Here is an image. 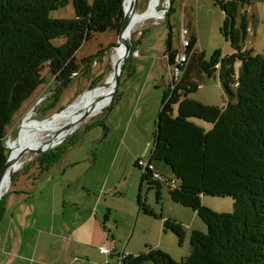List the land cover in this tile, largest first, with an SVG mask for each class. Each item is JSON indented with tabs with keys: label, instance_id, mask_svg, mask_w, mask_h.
<instances>
[{
	"label": "trees",
	"instance_id": "trees-1",
	"mask_svg": "<svg viewBox=\"0 0 264 264\" xmlns=\"http://www.w3.org/2000/svg\"><path fill=\"white\" fill-rule=\"evenodd\" d=\"M249 2H214L223 13L219 32L231 44L233 54L221 57L215 52L205 61L203 53L196 50L194 35L185 50L189 56L185 73L195 68L204 77L217 80L227 99L225 106L190 99L198 84L184 73L173 90L167 88L162 94L146 165H135L141 171L137 213L161 219L163 232L170 231L181 242L184 234L180 223L155 215L141 199V191L146 189L154 192L158 202L165 185L169 199L190 209L205 225L206 232L192 231L189 256L178 262L160 249L148 247L137 255H118V264H264V57L243 50L248 29L244 7ZM69 3L73 19L51 17L52 12ZM122 4L123 0H93L91 4L87 0H0V173L7 156V128L22 104L43 83L42 68H48L55 84L51 102L39 108L45 117L72 76L79 72V66L88 75L97 62L86 58L75 63L76 51L96 33L120 32ZM169 5L164 20L172 12V0ZM168 29L165 56L170 67L178 53L172 49L170 25ZM60 38L64 43L54 45L53 41ZM129 50L130 55L135 51L133 40ZM104 53L100 51L97 57ZM125 69L126 63L122 74ZM100 78L101 75L94 77L89 87L101 83ZM116 97L117 90L110 106ZM195 120L211 127L206 130ZM48 154L49 151L38 157L43 161L40 175L59 159L52 156L44 161ZM153 164L164 166L170 177L155 171ZM17 175L12 174L11 184ZM201 197H229L234 201L233 211L213 212L201 204Z\"/></svg>",
	"mask_w": 264,
	"mask_h": 264
},
{
	"label": "rangeland",
	"instance_id": "rangeland-1",
	"mask_svg": "<svg viewBox=\"0 0 264 264\" xmlns=\"http://www.w3.org/2000/svg\"><path fill=\"white\" fill-rule=\"evenodd\" d=\"M92 1L87 0L88 4H91ZM150 2L151 0H139L137 12H145ZM169 2L170 0H159L157 12L159 13L165 7L168 9ZM214 2L215 0H172V12L166 20L161 18L160 14L158 17L155 16L139 23L132 30L131 38L126 42L130 45L133 40L134 50L140 53L134 51L127 57L126 69L123 74L121 73L122 77L119 80L117 97L113 106H110L111 100H109L100 112L79 123L78 127L64 140L65 136L59 135L56 142L63 141L48 150L50 154L44 157V161H48L52 156L59 157L48 172L55 179L58 177L67 180V183L75 181L76 186L72 187L70 192L76 190V192L88 194L91 199H99L100 204L97 207L103 212L96 215L100 217L101 221L109 211L108 220L102 223L105 224L106 233L109 232V235L114 239V244L118 247L114 257L106 256L110 264H118L117 256L121 253L137 255L146 252L148 247L152 248L151 245L158 243H161L163 249L172 254L175 262H178L189 256V238L192 231L199 228L202 233L206 232L205 225L190 209L177 205L169 199L165 185L161 189L158 202L154 192L146 191V189H142L141 199L155 215H162L164 219H170L177 223H182L180 220H183L187 225H192V218L195 219L193 228L186 227V224H182L183 226L180 224L184 234L181 242L170 231L163 232L161 219L142 214L137 215L136 201L141 171L135 165L138 164L143 168L150 157L152 134L155 130L161 95L169 88V66L165 56L166 39L169 35L168 25L171 27L172 49L177 53L184 52L180 40L183 29L187 30L188 38L192 35L196 37V50L203 53L205 61H209L215 52H219L221 57L230 56L234 52L229 41L219 32L223 13ZM249 3V6L244 7L248 29L243 50H250L253 56L264 57V0H250ZM51 17L58 20L73 19L74 10L71 3L52 12ZM239 20L238 17L237 23ZM64 41L63 38L56 39L53 44L59 46ZM117 41L118 34L115 32L96 33L76 51L74 54L75 63L79 64L86 58H93L92 62L94 60L97 62L91 66L88 75L82 72L83 66H79V72L72 76L68 87L63 89L59 95L55 107L48 110L45 117L41 115L39 108L50 101L55 84L48 68L43 67L40 72L43 83L13 116L6 131L5 144L9 143L10 147L14 149L16 133L24 118L27 117L23 126L45 124L47 119L54 114L67 112L86 92L104 86L113 72L111 56L116 51L113 47ZM100 51H105V53L97 57ZM139 56L140 60H137ZM139 65L140 68L133 75V68ZM238 67L237 63L235 70ZM130 70L132 74L128 76ZM98 75H101L102 82L91 89L89 86L92 85V79ZM192 75L193 78L188 79L198 84V90L189 96L190 99L204 105L225 106L227 99L220 89L218 81L202 78L200 73H192ZM131 78L133 80L132 89L139 88L141 85L143 90L146 85L144 96L156 97L153 103L154 110L151 114L145 111L136 112V108L131 105L132 93L128 89L125 90ZM155 82L160 86H155ZM98 91L89 97L98 95L100 93ZM63 122L64 120L61 119L54 125L58 128ZM195 122L203 127L208 125L198 120ZM31 128H26V131ZM41 155L28 153L14 164L17 166L15 172L18 175L13 184L10 181L9 188L3 195L2 208L11 198L12 192L35 191L36 185L31 186L30 183L40 175V165L43 161L38 157ZM153 166L155 171L162 176L170 177L168 170L161 164H153ZM46 176L49 175H40L39 181H43ZM52 181V178L46 179L44 185ZM45 191L48 190L45 189ZM201 200L205 204L202 205L213 212L230 214L233 211L234 201L229 197H203ZM130 202H133L134 210L126 213L123 207ZM94 206L96 207V205ZM112 244L109 243V245Z\"/></svg>",
	"mask_w": 264,
	"mask_h": 264
},
{
	"label": "crops",
	"instance_id": "crops-1",
	"mask_svg": "<svg viewBox=\"0 0 264 264\" xmlns=\"http://www.w3.org/2000/svg\"><path fill=\"white\" fill-rule=\"evenodd\" d=\"M137 60H140V56ZM138 68L140 65L133 68V75ZM192 73L199 72L197 69L188 68L185 77L193 78ZM200 75L204 78L201 73ZM132 83L131 78L125 87V90L128 89L132 93L131 105L136 108V112L145 111L151 114L156 97L144 96L146 85L143 90L141 85L139 88L132 89ZM154 85L160 86L156 82ZM210 127L207 125L204 128L208 130ZM48 173L43 174L49 175L43 181H39L40 175L31 181V186L36 185L35 191L20 192L21 194L12 192L11 198L2 209L0 264H110L106 259L107 255L99 251L101 247L106 248L110 251L108 256L114 257L118 250L113 237L109 235V232L106 233L105 224L102 223L108 220L109 211L101 221L96 215L103 212L98 210L97 206L100 204L98 198L91 199L88 194L79 193L76 190L70 192L72 187L76 186L75 181L67 183V180L58 177L55 179L54 176H50L51 173ZM49 178L53 181L44 185ZM132 203L125 204L123 207L126 213L134 210ZM201 204L205 205L203 200ZM180 221L181 225L186 224L189 228H193L195 223L194 218H192V225H187L183 220ZM194 231L201 232V229ZM109 243L113 244L109 245ZM160 244L151 246L157 247L173 258L172 254L163 249Z\"/></svg>",
	"mask_w": 264,
	"mask_h": 264
},
{
	"label": "bare ground",
	"instance_id": "bare-ground-1",
	"mask_svg": "<svg viewBox=\"0 0 264 264\" xmlns=\"http://www.w3.org/2000/svg\"><path fill=\"white\" fill-rule=\"evenodd\" d=\"M158 2L159 0H151L148 9L145 11L141 19H139L138 17H133V16L130 17L129 25L127 29L123 32L119 45L114 48L116 49V51L111 56L112 65L118 62L121 56L123 55L125 51L124 45L126 44V41L131 38L132 30L139 23L141 24L142 21L153 18L155 16L158 17L160 15L157 12ZM112 78L113 77L111 75L107 79L104 86L96 88L88 93L86 92L73 106H71L69 110H67V112L65 111V112L56 114L54 117L48 119L45 122V124H27L23 126L27 117L24 119L22 126L19 127V134L17 136V139L15 140L16 144H15L14 149H12L8 143V148L10 149L9 155H10L11 161L9 163V167L7 171L5 172L3 180L1 182L2 187H1L0 193L5 192V190L9 188V185H10L9 177L11 174L17 171L16 170L17 166H15L14 164L17 163L15 161V157H16V152L18 151V149H20L21 147H25V146H34V147H37L38 150H41L44 148L45 142H47L49 138L54 135L55 132H58V128L55 126L56 125L55 123L58 120L62 119L64 120L63 123L71 124L74 121L77 114L85 109L90 110V115H94L100 112L109 102V98L107 97V94L110 92L111 87H112ZM98 90L100 91L98 95L95 94L96 96L92 95L91 97H89V95L97 92ZM28 127H32V128L26 131V128ZM66 133H67L66 131H63L59 133V135H64L66 137L67 136ZM58 143H60V141Z\"/></svg>",
	"mask_w": 264,
	"mask_h": 264
},
{
	"label": "water",
	"instance_id": "water-1",
	"mask_svg": "<svg viewBox=\"0 0 264 264\" xmlns=\"http://www.w3.org/2000/svg\"><path fill=\"white\" fill-rule=\"evenodd\" d=\"M138 2H139V0H123V4H122L123 5V22H122L121 30L118 33L117 44L113 48H115L116 46L119 45L121 38H122V34L127 29L128 25H129L130 17L131 16L138 17L139 19H141L143 17L145 12H143V13L137 12ZM129 54H130L129 44H128V42H126L125 51H124L123 55L121 56L119 61L113 65L112 87H111L110 92L107 94V97L109 98V100H111V102L113 100L112 99L113 95L118 88L119 79H120L121 73L123 71V66H124V63H125L127 57L129 56ZM88 92H90V91H88ZM55 115L56 114H54L52 117H54ZM90 116H91L90 110L85 109V110L79 112L71 124L63 123L60 127H58V132H55L54 135L44 144L43 149L38 150V148L34 147V146H25V147H21L20 149H18V151L16 152L15 161L18 162L24 155H26L28 153L40 155V154L47 152L50 149H53L55 146L59 145L66 138L65 137L62 141H60V143H57L56 140H57L59 133L66 131L67 132L66 135L71 134L79 123H81L83 120L87 119ZM24 119H23V121H24ZM23 121L21 122L20 127L22 126ZM18 134H19V129L17 130L15 140L17 139ZM5 148L7 149V156H6V161H5L4 167L0 173V191H1V187H2L1 182L3 180L5 172L7 171L8 167H9V163L11 161L10 155H9L10 149L8 148L7 143L5 144ZM11 176H12V174L9 177L10 181H11ZM4 194H5V192L0 193V200Z\"/></svg>",
	"mask_w": 264,
	"mask_h": 264
},
{
	"label": "built area",
	"instance_id": "built-area-1",
	"mask_svg": "<svg viewBox=\"0 0 264 264\" xmlns=\"http://www.w3.org/2000/svg\"><path fill=\"white\" fill-rule=\"evenodd\" d=\"M167 7L162 9L159 14H161V18H164ZM187 30L183 29L181 32L180 40L181 45L184 50L183 53H178L175 57L174 64L169 67V75H170V83L169 88L173 90L178 83H180L186 68V63L188 62L189 56L186 54L185 50L189 46L190 38L187 37ZM100 253L105 255H110V251L106 248H99Z\"/></svg>",
	"mask_w": 264,
	"mask_h": 264
}]
</instances>
